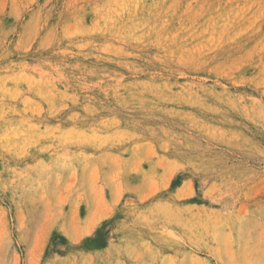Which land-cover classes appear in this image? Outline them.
I'll return each mask as SVG.
<instances>
[{"label":"rangeland","instance_id":"1","mask_svg":"<svg viewBox=\"0 0 264 264\" xmlns=\"http://www.w3.org/2000/svg\"><path fill=\"white\" fill-rule=\"evenodd\" d=\"M0 264H264V0H0Z\"/></svg>","mask_w":264,"mask_h":264},{"label":"bare ground","instance_id":"2","mask_svg":"<svg viewBox=\"0 0 264 264\" xmlns=\"http://www.w3.org/2000/svg\"><path fill=\"white\" fill-rule=\"evenodd\" d=\"M4 4V3H3Z\"/></svg>","mask_w":264,"mask_h":264}]
</instances>
